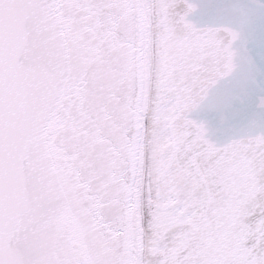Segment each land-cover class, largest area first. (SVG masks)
Wrapping results in <instances>:
<instances>
[{"label": "snow or ice", "instance_id": "1", "mask_svg": "<svg viewBox=\"0 0 264 264\" xmlns=\"http://www.w3.org/2000/svg\"><path fill=\"white\" fill-rule=\"evenodd\" d=\"M0 264H264V0H0Z\"/></svg>", "mask_w": 264, "mask_h": 264}]
</instances>
